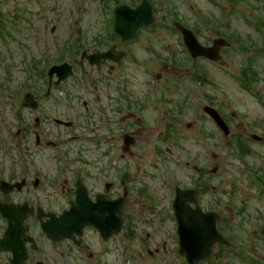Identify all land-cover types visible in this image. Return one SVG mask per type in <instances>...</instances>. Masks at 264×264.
Instances as JSON below:
<instances>
[{
    "label": "rangeland",
    "instance_id": "1",
    "mask_svg": "<svg viewBox=\"0 0 264 264\" xmlns=\"http://www.w3.org/2000/svg\"><path fill=\"white\" fill-rule=\"evenodd\" d=\"M150 1L155 7L154 29L131 47L136 53L143 49L147 62L130 61L122 69L133 89L149 90L155 104L144 116L148 129L143 134L149 142L137 149L141 167L132 178L136 191L139 182L144 189L143 194L131 195L136 237H121L122 248L128 250L112 264H187L177 251L172 207L177 185L198 186L201 207L219 212L222 233L232 242L229 248L215 246L213 255L199 264H264V0ZM83 2L82 13L79 0H0V151L10 148L4 129L12 138L25 91L48 86V78L42 76L51 64H73L81 50L95 49L97 38L111 30L116 3L128 0ZM174 16L196 28L205 43L216 33L229 37L231 47L222 51L221 61L189 59L181 38L168 28ZM208 20V26L202 23ZM171 54L180 57L181 64L173 61L180 66L179 81L173 76ZM86 67L82 75L75 65L74 76L44 103L45 114L64 118L75 111L72 108L84 111L83 101L101 93L99 84L93 93L90 83L100 74ZM146 73L152 77L141 78ZM196 73L202 77L195 80ZM206 104L226 118L230 134L223 135L209 119L203 111ZM188 123L193 125L189 128ZM169 125L176 129L174 139L172 134L164 136ZM168 145L177 159L164 151ZM153 222L157 228H152ZM164 242L166 254H148V248L162 249Z\"/></svg>",
    "mask_w": 264,
    "mask_h": 264
},
{
    "label": "flooded vegetation",
    "instance_id": "2",
    "mask_svg": "<svg viewBox=\"0 0 264 264\" xmlns=\"http://www.w3.org/2000/svg\"><path fill=\"white\" fill-rule=\"evenodd\" d=\"M152 28L154 26L140 27L137 36L129 41H123L114 28L97 38L96 49L111 51V55L102 58L99 65L89 63L90 68L101 76L98 83L90 80L94 85L92 92H97L99 84L101 93L90 94V100L83 101L84 111L72 108L75 111L64 118L49 116L43 111L44 103L61 85L29 89L33 93L31 100L37 107H28L29 103L22 101L21 116L17 119L12 138L8 135V128L4 129L3 139H9L10 148L0 151V264H12L15 256L8 249V241H2L9 227L8 220L14 215L19 219L24 214L27 216L23 225H28V230L25 237H21L23 248L19 247L16 252L18 258L23 255L22 252L25 254V264H112L122 256V250H128L122 248L120 239L132 240L137 234L136 221L131 213V195L136 191L132 178L135 168L141 167L137 160V149L145 146V140L149 142V138L146 139V134H143L148 129L144 116L148 107L155 104L150 100L149 90L140 92L133 89L122 69L130 61L134 64L147 62L143 49L136 53L131 47L140 39L142 32L150 33ZM171 31L181 35L176 29ZM119 50H124L126 54L118 61ZM187 53L189 59L197 60L191 58L188 50ZM175 54L168 59L173 64V76L177 77L180 66L174 65L173 61L177 60L179 64L181 61L179 55ZM80 70L84 75L86 65L81 66ZM142 77H152V74L146 73ZM130 87L131 91H128ZM29 91H25L24 95ZM171 122H177L176 118ZM8 124L12 125L10 122ZM191 125L193 123H188L187 127ZM170 127L165 130L164 136L168 138L172 134L171 138L174 139L176 129L172 125ZM139 186L136 193L143 194L144 184L139 182ZM194 187L198 190L197 185ZM120 197L125 198L121 208L124 227L121 232L110 230L112 234L108 239L90 223L83 228L81 235L72 232L65 239H52L43 232V224L53 223L52 218H58L69 210L77 198L82 200L81 211L85 214L82 220L92 222L98 218L95 211L107 210L106 203ZM134 200L141 201L140 198ZM25 203L27 209L22 214ZM151 207L153 209V205ZM114 210V216L111 213V216L108 214L103 218L105 221L110 218L113 226L119 224L118 212L116 208ZM157 226L153 222L152 228ZM155 237L158 238V233ZM151 238L149 232L148 241ZM19 240L16 237L13 243L18 244ZM158 246L154 251L148 248V254L152 257L166 254L167 243L162 244V249Z\"/></svg>",
    "mask_w": 264,
    "mask_h": 264
},
{
    "label": "water",
    "instance_id": "3",
    "mask_svg": "<svg viewBox=\"0 0 264 264\" xmlns=\"http://www.w3.org/2000/svg\"><path fill=\"white\" fill-rule=\"evenodd\" d=\"M152 20L153 15L151 5L147 2V0H143L136 9H131L124 5L118 7L116 11L115 28L117 29V31H119L122 38H129L134 35L135 29L138 26L142 24L149 25L151 24ZM179 28L185 34L186 43L194 57L202 55L208 57L209 59H220V46L222 43L227 44L224 39H217L214 41V44L212 46L205 47L197 40V38L192 34L190 30H188L187 28L185 29L181 25H179ZM85 56L89 58L91 63L96 62V60H98V53L91 55H87L85 53L83 54L82 58ZM54 74L58 76V79L55 81V84H59L63 79L69 77V75L72 74V66L66 62L60 65L52 66L48 72V76H50V82H52ZM26 99H29L28 96L26 97ZM206 111L214 117L219 126H221L226 133L229 132V129L225 125L221 116L217 113L214 108L206 107ZM122 203L123 198L117 199L112 202L106 203L108 207L107 210H104L103 212H100L99 210L95 211V214L98 216V218H95V220L92 222L99 228L101 232H110V230L112 229L115 231L121 230V228L123 227V221L121 219L120 210ZM191 203H194L195 206L191 207ZM110 206L112 211L110 210ZM174 207L176 208L175 216L178 220V232L180 241L179 253L185 255L189 264H196V262L207 259V257L212 254L211 251L213 245L218 242L227 245L230 244V241L226 240L219 232V229H217L216 223L218 214L212 211H202L201 207H199L198 205L194 189H180L178 187L176 191ZM114 208H116L118 212L119 224L117 225L115 223L113 226L110 218L108 219V221H105L103 218L108 214L111 216V213H113L114 216ZM24 210H26L25 207L21 210L22 214ZM24 217H22V219L20 218L17 220L10 218L8 225L9 227L3 237L4 239H2V241H8V248L12 249V251L15 253L12 264H24V253L22 252L23 255H21V258H18L16 256V252L18 251V249L22 248V245L24 243L21 239V236L25 237V230L27 229V226L23 227L22 225ZM84 217L85 214H82V216L80 217L78 207H74L73 211H66L61 217H58V219L55 218V225L43 224V229L46 234L57 239L60 236L59 234L63 236H70V233L72 231H76L77 233L81 232L84 224V220L81 219ZM71 218L76 219V222L68 224V221ZM69 225L70 227L68 229ZM16 237L20 239L18 244L13 243V240Z\"/></svg>",
    "mask_w": 264,
    "mask_h": 264
}]
</instances>
